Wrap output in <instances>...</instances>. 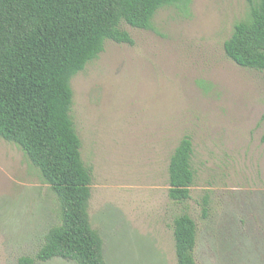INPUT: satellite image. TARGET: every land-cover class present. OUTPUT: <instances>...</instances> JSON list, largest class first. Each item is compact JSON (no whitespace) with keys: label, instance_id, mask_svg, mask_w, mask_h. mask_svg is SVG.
<instances>
[{"label":"rangeland","instance_id":"obj_1","mask_svg":"<svg viewBox=\"0 0 264 264\" xmlns=\"http://www.w3.org/2000/svg\"><path fill=\"white\" fill-rule=\"evenodd\" d=\"M249 10V0L162 7L153 29L123 22L135 43L107 40L72 78L91 223L108 264H177L174 219L185 212L197 223L198 264H264V70L225 51ZM187 135L196 178L191 197L175 201L169 165ZM60 221L51 185L0 136V264L35 256Z\"/></svg>","mask_w":264,"mask_h":264},{"label":"trees","instance_id":"obj_2","mask_svg":"<svg viewBox=\"0 0 264 264\" xmlns=\"http://www.w3.org/2000/svg\"><path fill=\"white\" fill-rule=\"evenodd\" d=\"M192 0H0V136L18 144L60 201L61 221L49 229L35 256L19 264L55 257L77 264H108L104 239L89 211L93 174L82 157L72 116V78L99 57L109 39L134 44L123 22L153 29L157 11ZM246 18L225 41L238 65L264 70V0H249ZM191 136L181 139L169 165V195L191 197L196 172ZM207 211V208H204ZM197 223L188 213L174 219L177 264H198Z\"/></svg>","mask_w":264,"mask_h":264}]
</instances>
